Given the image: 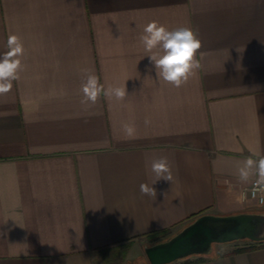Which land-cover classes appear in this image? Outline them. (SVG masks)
<instances>
[{
    "label": "crops",
    "instance_id": "obj_1",
    "mask_svg": "<svg viewBox=\"0 0 264 264\" xmlns=\"http://www.w3.org/2000/svg\"><path fill=\"white\" fill-rule=\"evenodd\" d=\"M152 21L201 41L179 88L149 62ZM10 35L24 52L0 94V264H149L146 245L200 214L264 211L258 177L239 179L264 156V0H0V58ZM84 69L128 94L81 103ZM159 157L173 180L142 195ZM237 241L166 264H264V241Z\"/></svg>",
    "mask_w": 264,
    "mask_h": 264
},
{
    "label": "clouds",
    "instance_id": "obj_2",
    "mask_svg": "<svg viewBox=\"0 0 264 264\" xmlns=\"http://www.w3.org/2000/svg\"><path fill=\"white\" fill-rule=\"evenodd\" d=\"M143 33L140 39L145 51L149 53L147 57L155 69L157 78L179 88L201 67L199 60L196 59L197 51L201 48V41L192 28L180 26L174 30H168L164 25L152 21L144 27ZM8 48L9 51L0 58V94L8 93L11 90L12 81L18 79V71L21 70V60L17 57L23 54L24 48L20 38L16 35H10ZM82 71L84 82L81 88L83 93L81 103L94 105L101 94L109 99L114 97L116 100L122 101L128 94L126 84L124 87L109 85L105 88L97 75L87 69ZM124 130L128 138H134L135 129L133 126L125 125ZM151 171L154 173L155 179L151 186L142 183L140 191L142 195L156 198L157 192L153 185L161 179L173 180L168 158L153 159ZM252 175L258 177L255 181V187L264 189V156L258 160L249 157L239 168L241 182H248Z\"/></svg>",
    "mask_w": 264,
    "mask_h": 264
},
{
    "label": "water",
    "instance_id": "obj_3",
    "mask_svg": "<svg viewBox=\"0 0 264 264\" xmlns=\"http://www.w3.org/2000/svg\"><path fill=\"white\" fill-rule=\"evenodd\" d=\"M264 241V211L230 214L203 213L166 238L146 245L149 264H166L189 255H205L213 243Z\"/></svg>",
    "mask_w": 264,
    "mask_h": 264
},
{
    "label": "built area",
    "instance_id": "obj_4",
    "mask_svg": "<svg viewBox=\"0 0 264 264\" xmlns=\"http://www.w3.org/2000/svg\"><path fill=\"white\" fill-rule=\"evenodd\" d=\"M257 178L251 180L247 187V196L253 199L257 204L264 203V189L256 188L255 181Z\"/></svg>",
    "mask_w": 264,
    "mask_h": 264
},
{
    "label": "trees",
    "instance_id": "obj_5",
    "mask_svg": "<svg viewBox=\"0 0 264 264\" xmlns=\"http://www.w3.org/2000/svg\"><path fill=\"white\" fill-rule=\"evenodd\" d=\"M169 235H170V234H169ZM169 235H167V236H169ZM167 236L162 237V238H159V239H155L152 243H154V242H156V241H159V240H162V239L166 238ZM156 238H157V237H156ZM254 246H255V243H250V244H248V245L241 246V247H239L238 249H239V250H242V249H248V248H253Z\"/></svg>",
    "mask_w": 264,
    "mask_h": 264
},
{
    "label": "rangeland",
    "instance_id": "obj_6",
    "mask_svg": "<svg viewBox=\"0 0 264 264\" xmlns=\"http://www.w3.org/2000/svg\"><path fill=\"white\" fill-rule=\"evenodd\" d=\"M246 242L248 243V240L243 239V240L237 241L234 246H243L247 244ZM215 244H218V243H213L211 246V250ZM116 260H118V258H116Z\"/></svg>",
    "mask_w": 264,
    "mask_h": 264
}]
</instances>
